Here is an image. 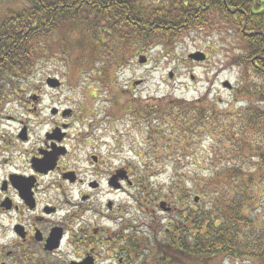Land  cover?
Here are the masks:
<instances>
[{
    "label": "trees",
    "instance_id": "1",
    "mask_svg": "<svg viewBox=\"0 0 264 264\" xmlns=\"http://www.w3.org/2000/svg\"><path fill=\"white\" fill-rule=\"evenodd\" d=\"M3 1L0 108L9 99H17V82L31 76L51 51L45 43L65 27L86 29L84 40L69 49L84 51L77 65L88 66L90 71H102L105 55L112 65L120 66L134 50L156 43L171 45L198 27L209 29L212 15L236 31L242 49L234 60L244 69V81L235 94L250 100L241 111L219 112L217 103L208 97H161L152 105H135L134 115L152 129L150 160L174 162V198L180 201L195 195L194 201L198 197L207 204L198 212L180 213L163 241L154 244L153 237L147 236L142 246L133 240L129 243L137 257L144 246L153 244L159 252L158 264H212L221 256L264 259V222L258 225L254 213L256 188L264 184V0ZM102 32L107 33V41L100 36ZM204 134L217 141L219 149L191 155L197 139L205 146L209 138H203ZM190 159H199L207 167L180 165ZM148 167L136 169L135 176L145 179L159 174L155 167ZM143 263L149 262L145 258Z\"/></svg>",
    "mask_w": 264,
    "mask_h": 264
},
{
    "label": "rangeland",
    "instance_id": "2",
    "mask_svg": "<svg viewBox=\"0 0 264 264\" xmlns=\"http://www.w3.org/2000/svg\"><path fill=\"white\" fill-rule=\"evenodd\" d=\"M143 1L159 4L168 0ZM3 2L0 0V17ZM216 18L212 15L209 19L211 28L198 27L174 44L166 46L156 43L152 48L134 50L120 66L112 65L111 58L105 55L107 59L102 71H90L88 66L78 67L77 58L84 51L69 49L71 45L84 40L86 29L82 32L76 28H63L55 33L52 41L45 43L44 46L51 51L48 53L44 49L48 54L36 64L31 76L17 82L20 83L18 87L23 89H19L17 99H9L0 108V137L7 135V132H18L21 121H24L30 124L33 139L41 140V136L53 123L68 122L70 128L67 132L72 137L71 143L82 144L80 162L76 161L77 156L72 159V167L82 177L86 175V168H89L88 177H93L91 161L85 157V151L97 149L95 151L103 156L110 167H120L124 171L127 169L126 175L129 174V179L135 182V187L126 184L125 189L120 191L111 190L104 183V191L96 199L98 205L102 204L103 211H106L104 204L108 198L119 205L113 215H121L122 237L130 236L140 246L147 242V236L153 237L154 244L163 241L173 223H177L180 213L186 209L198 212L207 204V200L194 201L195 195L180 201L174 198L171 188L174 162L150 160L152 154L149 153V138L152 129L139 116L132 118L129 107L137 103L142 106L152 105L161 97L187 100L208 97L217 103L219 112L227 113L241 111L242 107L250 103L249 98L235 94V89L244 81V69L235 64L234 60L242 49L241 39L236 31L223 24L224 20ZM106 35V32H102L100 36L107 41ZM196 51L207 53L208 60L198 62L190 59L189 54ZM140 56L147 58L146 63H140ZM48 78L59 79L61 87H49ZM138 80L142 82L138 83ZM226 82L234 88H226ZM35 93L41 94L42 98L38 107L27 102ZM55 107L65 110L71 108L72 115L62 120L54 116ZM204 137L209 138L206 134ZM199 139L191 155L200 156L203 151L214 152L216 148L219 149V143L213 138L207 139L205 146L201 145ZM205 164L200 163L199 159H190L180 165L195 169L200 165L207 167ZM148 166L155 167L159 174L138 179L135 176L136 167L143 170V167ZM258 185V200L255 202L257 210L254 213L259 225L264 222V184ZM162 204L172 209L167 211ZM158 257L157 248L149 244L144 246L135 262L146 264L143 263L146 258L149 262L147 264H158ZM212 264H264V259L221 256Z\"/></svg>",
    "mask_w": 264,
    "mask_h": 264
},
{
    "label": "flooded vegetation",
    "instance_id": "3",
    "mask_svg": "<svg viewBox=\"0 0 264 264\" xmlns=\"http://www.w3.org/2000/svg\"><path fill=\"white\" fill-rule=\"evenodd\" d=\"M27 102L38 107L41 94ZM129 108L130 114L138 111L137 106ZM54 110L62 120L73 111ZM58 123L41 140L33 139L24 121L18 132L0 137V264H136L129 243L134 239L122 237L121 215H113L119 205L108 198L103 211L96 201L104 183L120 191L135 182L129 174L118 177L117 186L111 182L121 168L110 167L97 149L85 151L93 177H88L89 168L82 177L72 167L74 157L81 160L82 144L71 143L68 122Z\"/></svg>",
    "mask_w": 264,
    "mask_h": 264
},
{
    "label": "water",
    "instance_id": "4",
    "mask_svg": "<svg viewBox=\"0 0 264 264\" xmlns=\"http://www.w3.org/2000/svg\"><path fill=\"white\" fill-rule=\"evenodd\" d=\"M206 57H207V56H206V54H205L204 52H196V53H191V54H189V58H190V59H194V60H196V61H204V60L206 59ZM146 61H147L146 57H144V56L140 57V63H145ZM170 76L173 77V73H171ZM138 83H140V82H138ZM48 84H49L50 86L56 87V86H58L60 83H59V81H58L57 79H55V78H50V79L48 80ZM224 85H225L226 87H228V88H231V87H232V85H231L229 82H226ZM54 112H56V111L54 110ZM125 175H126V173H125L124 171H121V172H119L118 174H116V175L112 178V181H111V182L114 183V181H115L118 177H122V178H123ZM114 184H115V183H114ZM115 185H116V184H115ZM116 186H117V185H116ZM195 200L198 201L199 198L196 197ZM162 207H163L165 210H170V208L165 207V204H162Z\"/></svg>",
    "mask_w": 264,
    "mask_h": 264
}]
</instances>
